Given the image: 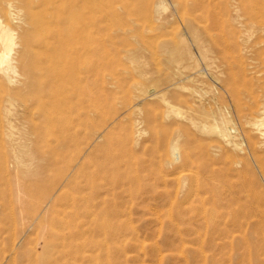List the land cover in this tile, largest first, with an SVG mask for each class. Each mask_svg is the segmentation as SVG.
Masks as SVG:
<instances>
[{
	"label": "bare ground",
	"instance_id": "bare-ground-1",
	"mask_svg": "<svg viewBox=\"0 0 264 264\" xmlns=\"http://www.w3.org/2000/svg\"><path fill=\"white\" fill-rule=\"evenodd\" d=\"M232 1L234 12L229 18L248 30L256 29V1L259 0ZM111 2L0 0V145L8 148L0 151V163L12 162L20 167L44 162L59 166L50 185L42 183L43 167L21 168L4 197L9 196V200L5 198L7 206L13 203L21 206L30 222L27 227L47 231L46 239H49L42 243L45 255L56 249L62 255V263L67 264H74L76 256L86 246L103 247L94 239L87 241L83 234L103 230L102 235L111 232L115 237L121 228L129 229L123 225L94 224L92 231L89 228L80 233V225L64 224V218L60 219L61 214L56 211L60 204L73 197L71 207L76 211L88 200L76 197L71 190L80 186L79 180L86 175L82 170L87 159H91L90 154L96 146L93 144L107 133L91 130L100 104L96 91L100 72L95 39L98 14L101 5L109 7ZM224 2L227 0H171L175 14L197 44L200 42L199 24L202 32L221 31L223 21L218 7ZM156 5L164 7V0H157ZM232 81L226 82L229 93L236 97L230 111L221 107L205 109L201 104L195 114L184 115L179 108L169 106L182 121L169 144L172 165L182 159L179 152V139L184 132L182 125L197 128L201 133L215 134L218 138L217 141L197 139L189 133V143H198V153L195 152L198 156L188 153L190 167L187 165V170L177 172L178 194L183 192L178 219L191 224L194 244H198L200 236H205L209 256L204 258L203 251L196 248V253H202L205 264L206 259L209 264H264V154L258 155L260 149L264 150V98L253 96L244 106L241 102L244 99ZM154 95L155 92L148 91V96ZM137 108L130 107L128 113L133 114ZM87 125L91 126L89 132L85 131ZM224 146L229 148V153L221 151ZM194 157L200 160L196 167ZM65 168L71 171L65 174ZM92 170L95 178L100 175L99 178L102 176L108 182L117 179L114 168L93 164ZM244 171L251 175L246 177ZM96 187L95 199L100 195L102 184ZM98 202L87 207L103 206L104 201ZM49 211L57 212L58 215L54 212L57 217H48ZM85 211L88 214L87 209ZM12 250L16 255L21 253L15 244ZM89 256L90 260L94 259Z\"/></svg>",
	"mask_w": 264,
	"mask_h": 264
},
{
	"label": "rangeland",
	"instance_id": "rangeland-1",
	"mask_svg": "<svg viewBox=\"0 0 264 264\" xmlns=\"http://www.w3.org/2000/svg\"><path fill=\"white\" fill-rule=\"evenodd\" d=\"M111 1L109 7L101 5L98 14L95 39L100 72L96 91L100 104L94 117V129L87 125L85 130L107 133L93 144L96 146L90 154L91 159H87L82 170L86 175L79 180L80 186L71 190L76 197L88 200L77 212L71 207L72 192L69 196L73 199L55 210L60 212V219L64 218V224L80 225V233L94 224L123 225L129 229L121 228L115 237L111 232L102 235L103 230L83 234L87 241L94 239L103 247H84L74 264H205L202 253H196L198 248L203 251L204 258L209 256L205 236H200L198 244H194L191 224L178 219L183 192L178 194L177 172L190 167L188 153H198V143H189V133L197 139L217 141L218 138L215 134L201 133L197 128L182 125L184 132L179 139L182 159L172 165L169 144L182 121L169 106L179 108L184 115L195 114L201 104L205 109L221 107L230 111L236 97L227 89L228 79L239 89L243 105L253 96L264 98V55L261 56L264 52V29L261 28L264 27V0L256 1L257 27L254 30L229 18L234 12L232 0L221 3L218 7L223 21L221 31L202 32L199 24V44L175 14L171 0H164L165 6L161 8L156 5L157 0ZM148 91L156 95L148 96ZM134 105L138 106V111L128 113ZM235 122L239 128V122ZM82 147L88 151L86 146ZM224 147L221 151H228L229 148ZM5 150L8 148L0 145V151ZM258 152V155L264 154L263 149ZM194 162L196 167L199 158L194 157ZM93 164L114 168L117 179L108 182L102 176L99 178L100 175L95 178ZM38 165L44 169L42 183H51L59 166L44 162L20 167L12 162L0 163V264H67L62 263V255L56 249L45 255L42 243L49 239H46V230L27 227L30 222L21 206L13 203L10 208L6 204L5 198L9 200V196L4 197V194L13 186L14 175L21 168L32 169ZM253 169L259 174L255 166ZM65 170L66 174L71 168ZM244 174L251 175L247 171ZM99 183L102 187L95 199L94 188L97 189ZM97 201H104L103 206L87 207L92 203L95 206ZM54 212L49 211L48 217H57L58 213ZM14 244L21 253L16 255L12 250ZM89 255L94 259L90 260ZM206 261L209 264L208 259Z\"/></svg>",
	"mask_w": 264,
	"mask_h": 264
}]
</instances>
